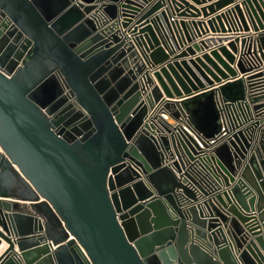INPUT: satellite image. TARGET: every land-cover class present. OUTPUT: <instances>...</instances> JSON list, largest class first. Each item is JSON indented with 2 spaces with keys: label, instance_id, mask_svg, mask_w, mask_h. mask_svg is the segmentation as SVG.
<instances>
[{
  "label": "water",
  "instance_id": "water-1",
  "mask_svg": "<svg viewBox=\"0 0 264 264\" xmlns=\"http://www.w3.org/2000/svg\"><path fill=\"white\" fill-rule=\"evenodd\" d=\"M243 4L0 0V264H264V0ZM190 24L257 32L153 85Z\"/></svg>",
  "mask_w": 264,
  "mask_h": 264
},
{
  "label": "crops",
  "instance_id": "crops-1",
  "mask_svg": "<svg viewBox=\"0 0 264 264\" xmlns=\"http://www.w3.org/2000/svg\"><path fill=\"white\" fill-rule=\"evenodd\" d=\"M187 1L193 6V8H197L198 10H200L201 14L198 15V16H187V17H185V19L187 21L188 20H203V21H206V22H208L209 19H212V18L216 17L220 12H223L224 10L226 11V9H229L230 7H232L237 2L240 3L241 7H243V9H244L243 2H245V0H233L231 2H222V3H219L221 0H187ZM165 6L166 5L162 6L157 11H154L153 13H151L148 16V19H152L155 16V14L158 11L164 9ZM120 13H121V11H120ZM230 15L232 17V14H230ZM228 17H229V15H228ZM136 18H137V16L135 17V20H136ZM143 22H145V20L142 21L141 23H143ZM190 26H191V30L193 32L192 41H184V43L179 47L178 50H174V51H172L171 49L168 50V55H167V58L165 60H163L162 62L157 63L156 65H153V66L149 65V67L147 68V71L149 70V75L152 78V84L153 85L154 84H158V80H157L156 76L154 75V70L157 69L158 67L164 66V64H166L168 62L175 63L176 61L180 62L181 65L183 66L182 61L185 60V61H187V62H189L191 64V68L195 72H198L196 66L194 64H192L191 59L195 60L198 57H201L202 60H204V58L202 57L203 54L204 53H208L209 56L213 60H216L214 55L211 53L212 50L213 49H218L221 45L227 46V48H229V50H230V47H229L228 44H229L230 40H232L231 37H229V36H231V33H235V35H236L238 33H240V34H246V33L255 34L257 32V31H255L253 29L252 25H251V28L248 31H245V30L235 31V30H237V29H235L237 27H232L231 31H228V30L227 31H213L212 28L210 27V25L208 24V27H206L207 28L206 32L203 29H201V28L200 29H201L202 32H197L192 24H190ZM260 30H262V29H260ZM217 36H222L223 40H216L215 42L213 41V42H209V43L208 42L207 43L204 42V40H207V38H212V37H216L217 38ZM194 43L198 44L199 47L198 48L194 47V52L193 53L188 52L185 55H181V52H180L181 50H185L189 46H193ZM239 50H240V44H238V52L235 53L236 57H238ZM233 67L238 72L239 76H246V75H244L243 72H241V70L239 69V67H237L236 64H233ZM183 68L186 70L185 66H183ZM175 69L179 72V68L178 67L175 66ZM169 72L172 73L171 70H169ZM228 80H231V79H228ZM222 81H225V79H222ZM140 83H143V82H140ZM218 85H219V83L215 82V85L211 86L210 88L216 87ZM178 86L180 87L179 84H178ZM148 91H149V89L146 90L145 93H143V97H145L147 95ZM164 98L171 99V100H181L184 97H182V98H169V97H166L164 95ZM157 106H158V104H157ZM149 113H150V111H149ZM242 169H243V165H241V166H239L237 168L238 174L236 175V178H238L240 176V174L242 172ZM227 187L228 186H224L223 185V188H227ZM246 199L249 200V197L247 196ZM245 232H247V230H245ZM8 244L9 243L3 239L2 244L0 246V252L4 248H6L8 246ZM51 247L53 249V248L56 247V245L53 244ZM15 251L16 252L19 251L18 243H15ZM17 259H18V262L20 264L24 263L23 259H21L19 257H17Z\"/></svg>",
  "mask_w": 264,
  "mask_h": 264
},
{
  "label": "built area",
  "instance_id": "built-area-1",
  "mask_svg": "<svg viewBox=\"0 0 264 264\" xmlns=\"http://www.w3.org/2000/svg\"><path fill=\"white\" fill-rule=\"evenodd\" d=\"M254 70H255V72L261 71V70H264V67L257 66V68H255ZM255 80L259 84L258 91H260V93L262 94L261 100H264V74L258 76Z\"/></svg>",
  "mask_w": 264,
  "mask_h": 264
}]
</instances>
